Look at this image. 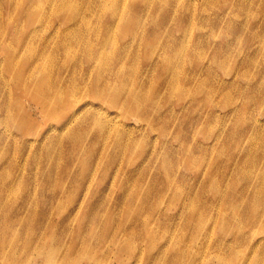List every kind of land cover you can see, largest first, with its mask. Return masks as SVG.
Returning a JSON list of instances; mask_svg holds the SVG:
<instances>
[{
    "label": "rangeland",
    "instance_id": "obj_1",
    "mask_svg": "<svg viewBox=\"0 0 264 264\" xmlns=\"http://www.w3.org/2000/svg\"><path fill=\"white\" fill-rule=\"evenodd\" d=\"M0 79V264H264V0H0Z\"/></svg>",
    "mask_w": 264,
    "mask_h": 264
},
{
    "label": "bare ground",
    "instance_id": "obj_2",
    "mask_svg": "<svg viewBox=\"0 0 264 264\" xmlns=\"http://www.w3.org/2000/svg\"><path fill=\"white\" fill-rule=\"evenodd\" d=\"M179 62V59L176 61V64ZM171 68V67H170ZM104 71L103 70H101V71H99V73L100 74H102ZM177 72H175V74H176ZM178 75H180L179 73H178ZM178 75H176V77L178 76ZM179 77V76H178ZM179 79V78H178ZM15 81L16 82H18V83H21L22 82V79L20 78L19 80H16L15 79ZM0 83H1V79H0ZM37 91V94H38V97H37V95H36V98L38 99V101L40 102V103H43L45 106H47L48 104H51L54 108H56L58 105H61L62 103H63V101L65 100V96L64 95H58V94H54V92L53 93H50L49 92V90L48 89H42V86H38V87H34ZM105 101V100H104ZM50 109V108H49ZM49 113V112H48ZM50 114V113H49ZM50 115H52V114H50ZM67 117H65L64 118V120H60V123H65V119H66ZM117 142V141H116ZM47 152V151H46ZM56 152V151H55ZM72 152H75V151H72ZM49 154H50V152H49ZM48 154V155H49ZM103 154H105V153H103ZM47 155V156H48ZM64 155V154H63ZM50 156V155H49ZM56 156V155H55ZM54 156V157H55ZM108 156V155H107ZM46 157V156H45ZM56 157H58L59 158V156H56ZM61 157V156H60ZM42 158H44V157H42ZM58 158H56V159H58ZM69 158V157H68ZM74 158V157H73ZM46 159V158H45ZM61 159H64V158H61ZM60 160V159H59ZM67 160V159H66ZM69 161H70V159H69ZM42 162H43V160H42ZM45 162V161H44ZM51 162V161H50ZM56 162V161H55ZM59 162H61V161H59ZM64 162H65V160H64ZM44 164V163H43ZM47 165V164H46ZM49 168V167H48ZM58 168V167H57ZM45 169V168H44ZM47 171V170H46ZM48 172V171H47ZM52 173H54V172H52ZM69 173V172H68ZM48 174H49V172H48ZM48 174H47V176H48ZM74 174V173H73ZM45 175V174H44ZM64 175H65V172H64ZM67 175V174H66ZM46 176V177H47ZM53 176H55V175H53ZM57 176V175H56ZM72 176V175H71ZM74 176V175H73ZM44 177V176H43ZM59 177H60V175H59ZM45 178V177H44ZM56 178H58V177H56ZM55 178V179H56ZM61 178V177H60ZM54 179V180H55ZM71 179V178H70ZM51 180V179H50ZM49 180V181H50ZM66 180V179H65ZM75 180V179H74ZM56 181V180H55ZM61 181V180H60ZM59 181V182H60ZM64 182V181H63ZM49 183V182H48ZM47 183V184H48ZM50 183H52V182H50ZM71 183V182H70ZM54 184V183H53ZM67 185V184H66ZM43 194H45V193H43ZM29 199V198H28ZM142 199V198H141ZM26 201H27V198H26ZM25 201V202H26ZM132 201V200H131ZM24 203V202H23ZM28 204V203H27ZM27 204H26V206H27ZM31 205H33V203H30ZM23 205V204H22ZM30 206V205H29ZM2 209V208H1ZM9 209V208H8ZM16 209V208H15ZM128 209V208H127ZM28 210V209H27ZM135 210V209H134ZM208 210V209H207ZM2 211V210H1ZM203 211V210H202ZM10 212V211H9ZM130 212V211H129ZM3 213V212H2ZM3 214H6V213H3ZM25 215V214H24ZM101 215V214H100ZM128 215V214H127ZM135 215V214H134ZM5 216V215H4ZM12 216V215H11ZM24 217V216H23ZM22 218V217H21ZM101 218H102V216H101ZM103 219V218H102ZM136 219V221H137V218H135ZM23 220V219H22ZM130 220V219H129ZM49 221V220H48ZM2 223V222H1ZM19 224H21V223H19ZM131 224V223H130ZM129 224V225H130ZM148 224H149V222H148V220H146L145 221V223H143V226H144V228H147L148 227ZM100 225V224H99ZM17 226H18V224H17ZM99 227V226H98ZM19 228V227H18ZM153 229V228H152ZM2 230V229H1ZM16 230V229H15ZM43 230V229H42ZM119 231H121V230H119ZM150 231V230H149ZM7 232V231H6ZM13 232V231H12ZM37 232H39V231H37ZM152 232H153V230H152ZM17 233V232H16ZM120 233V232H119ZM146 233H147V236L149 237L150 236V234L148 233V231H146ZM145 233V234H146ZM12 235H13V233H11ZM43 234V233H42ZM40 235V234H39ZM38 235V236H39ZM120 235V234H119ZM97 236H98V233H97ZM42 237V236H41ZM40 237V238H41ZM56 237V236H55ZM84 237V236H83ZM137 237H139V236H137ZM14 238V237H13ZM52 238H53V236H52ZM108 238V237H107ZM116 238L117 237H115V236H113V241H115L116 240ZM119 238V237H118ZM58 239V238H57ZM67 239V238H66ZM84 239V238H83ZM125 239V238H124ZM142 239V238H141ZM57 241V240H56ZM62 241V240H61ZM2 242H3V240H2ZM8 242V241H7ZM54 242V241H53ZM11 244V243H10ZM64 244H65V242H64ZM60 245H61V243H60ZM59 245V246H60ZM60 248V247H59ZM172 249H174V247H171ZM175 249H176V247H175ZM178 249V248H177ZM164 253H165V251H164ZM163 253V254H164ZM181 255V254H180ZM106 256V255H105ZM162 256H164V255H160L159 257H162ZM175 256H176V254H175ZM174 256V257H175ZM185 256V255H184ZM183 256V254L180 256V258H183L184 257ZM167 258V257H166ZM106 259H107V257H106ZM177 260H178V258L175 260L174 259V261H173V264H176L177 263ZM182 260V259H181ZM180 260V261H181ZM132 261H135V260H133L132 259ZM203 261V260H202ZM162 264H169V260L168 261H166V259H165V257L163 258V261H162Z\"/></svg>",
    "mask_w": 264,
    "mask_h": 264
}]
</instances>
